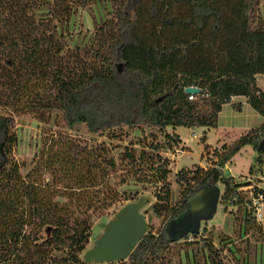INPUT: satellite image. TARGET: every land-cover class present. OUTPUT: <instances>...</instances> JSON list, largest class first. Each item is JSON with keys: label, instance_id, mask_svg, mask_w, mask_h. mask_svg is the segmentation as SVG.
Masks as SVG:
<instances>
[{"label": "trees", "instance_id": "16d2710c", "mask_svg": "<svg viewBox=\"0 0 264 264\" xmlns=\"http://www.w3.org/2000/svg\"><path fill=\"white\" fill-rule=\"evenodd\" d=\"M87 1L0 0V264H84L81 256L93 237L92 218L117 203L137 199L110 184L111 175L117 172L114 153L119 150L111 141L130 138L133 131H148L153 138L169 128H217L223 106L237 97L246 98L264 116V92L257 86V75L264 74V27L256 34L251 26L259 0H244L239 46L223 44L216 50L226 60L227 69L200 71L150 68L136 61L141 43L134 32L140 18L136 7L129 11L130 0L123 2L115 20L99 27L88 49L70 51L65 39L73 13ZM186 1L194 5L195 17L221 15L206 5L208 0ZM152 14L157 15L156 8ZM198 44L173 43L163 54L181 52V62L198 61L199 55L188 58ZM189 87L202 89L201 94L190 100L185 93ZM23 115L44 125L54 118L56 125L69 131L85 124L90 136L105 141L89 144L61 134L55 142L43 143L38 162L23 177L13 155L19 141L15 116ZM131 144L146 145L140 136L131 138ZM150 144L155 152L144 151L139 157L127 147L121 152V166L126 159L127 167H144L164 182L153 211L160 218L166 214V224L183 215L191 197L208 184L223 185L222 204L226 210L228 206L237 209L233 241L221 237L217 243L204 231L185 243L201 248L207 264H231L226 253L234 258L242 253L236 240L248 236L264 240V228L249 209L253 200L242 196L243 188L253 185L237 183L223 173L248 145L259 148L251 175L264 165V125L233 145H224L216 165L197 171L196 183L173 208L167 182L169 163L156 154L160 147ZM145 174H135V180L150 183ZM125 183L120 182L121 186ZM252 191L253 198L264 197V188L255 186ZM165 228L148 233L127 261L110 264H169L177 244ZM181 250L188 253L185 247ZM245 253L251 259L248 243Z\"/></svg>", "mask_w": 264, "mask_h": 264}, {"label": "rangeland", "instance_id": "374dc122", "mask_svg": "<svg viewBox=\"0 0 264 264\" xmlns=\"http://www.w3.org/2000/svg\"><path fill=\"white\" fill-rule=\"evenodd\" d=\"M125 0H89L86 6L76 10L73 13L69 30L66 36V46L70 51L78 48L84 49L91 46L95 39L99 27L106 21L115 20L118 9L121 8ZM207 6L213 7L221 15H212L204 18L193 15L194 5L186 0H130L129 11L136 7V12L140 18V27L134 32L136 38L141 43L140 51L136 56L138 63L153 67H170L179 70H225L227 65L223 57L220 58L216 50L221 49L223 44L231 47H238L241 42V22L242 13L245 8L244 0H208ZM157 9V15L152 14V10ZM254 18L251 21L252 33L259 32L257 29L264 27V0H259L255 8ZM197 21L202 24L200 27ZM219 25L214 29V25ZM259 41V40H258ZM199 43L197 47H192L188 58L199 55L197 60L181 62L179 55L181 52L173 54H163L171 44ZM260 44V41H259ZM258 44V45H259ZM200 45V46H199ZM244 49V45H242ZM264 53V49H263ZM263 59H264V54ZM257 86L264 92V74L257 75ZM240 105V106H239ZM56 120L52 118L49 124H40L32 116H15L16 136L19 140L13 151L14 159L21 168V174L25 177L30 170L34 168L40 149L43 143L54 141L60 138L61 134L75 136L79 139L89 141V144L104 142L103 138H94L87 132L85 124L77 130L69 131L56 125ZM264 125V116L254 110L244 97L234 98L229 104L223 106L219 114L217 128H169L161 132H156L153 138H150L149 132L143 133L131 132L130 138L111 141L112 146H118L114 155L117 159V172L111 175L110 184L112 187H118L120 192L136 195V201L145 197L151 200L142 210L148 224V233L157 231L167 224L164 217H157L153 211V206L157 203L156 195L163 193V181H158V176H153L146 168L133 169L121 166L124 158H121L128 147L133 150L137 156L144 151L154 153L151 144L160 147L156 154L160 155L163 161H167L169 187L171 192L170 205L175 207L183 202L185 194L196 183L197 178H193L197 171H207L210 167L216 165L218 157L222 153L224 145L231 146L251 131L260 129ZM47 131L46 136L44 130ZM145 140L146 145H132L131 138L139 137ZM55 142V141H54ZM174 145V147H173ZM176 145V146H175ZM259 149V148H258ZM257 148L246 146L238 153L229 164L223 169L225 178H234L237 183L251 182L253 186L243 188L242 196L246 201L253 199V188L259 186L264 188V165L257 166L262 172L251 175V167L257 158ZM131 171V172H130ZM142 171L147 180L143 184L136 181V175H141ZM258 172V173H257ZM181 175V180L180 176ZM186 179V180H185ZM195 179V181H194ZM187 180L189 182H187ZM126 183L121 186L120 182ZM182 182V183H181ZM247 185V184H246ZM223 196L225 187L218 185ZM164 196V194H163ZM222 198V197H221ZM133 202H120L110 207L105 213L92 218V236L85 252L94 247L95 242L102 237L107 224L115 219L116 214L125 205ZM219 203L218 211L213 221L203 223L200 234L207 232L206 236H213L217 243L221 237L226 240H234V222L237 216V209L233 206H226ZM252 209V206H249ZM262 227L264 228V204L262 206ZM255 215V214H254ZM256 217V216H255ZM44 236V235H43ZM193 235L176 241L177 244L172 248L169 257V264H207V255L199 247H188V242H192ZM228 237H231L229 239ZM262 238V237H260ZM263 239V238H262ZM238 248L242 253L236 258L231 257V264H264V240L248 236L236 240ZM247 243L250 245L251 259L245 253ZM186 248V254L181 249ZM182 251V252H181ZM82 254L81 259L83 261ZM57 257L62 258L59 254ZM250 261V263H249ZM85 264V263H84ZM95 264V263H91ZM110 264V263H102Z\"/></svg>", "mask_w": 264, "mask_h": 264}, {"label": "water", "instance_id": "95a60500", "mask_svg": "<svg viewBox=\"0 0 264 264\" xmlns=\"http://www.w3.org/2000/svg\"><path fill=\"white\" fill-rule=\"evenodd\" d=\"M201 90L196 87L185 89L188 96H198ZM148 198L129 203L118 211L111 220L104 234L94 247L83 256L85 264L125 262L148 234V224L142 213L150 202ZM221 201V189L217 185L202 186L189 200L187 211L166 225V233L173 242L190 235H199L203 223L213 221Z\"/></svg>", "mask_w": 264, "mask_h": 264}, {"label": "built area", "instance_id": "2783aa9c", "mask_svg": "<svg viewBox=\"0 0 264 264\" xmlns=\"http://www.w3.org/2000/svg\"><path fill=\"white\" fill-rule=\"evenodd\" d=\"M193 97L194 96H190V100H193ZM252 200H253V203L251 204L252 210L254 211L257 221H261L262 220L261 211H262V206L264 204L263 203L264 197L263 195L260 194L257 198H253Z\"/></svg>", "mask_w": 264, "mask_h": 264}]
</instances>
